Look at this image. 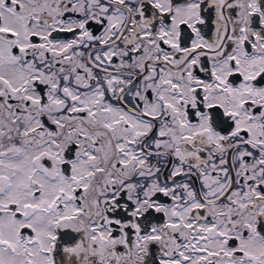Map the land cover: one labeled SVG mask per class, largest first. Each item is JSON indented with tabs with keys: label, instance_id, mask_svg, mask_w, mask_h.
Returning <instances> with one entry per match:
<instances>
[{
	"label": "snow or ice",
	"instance_id": "1",
	"mask_svg": "<svg viewBox=\"0 0 264 264\" xmlns=\"http://www.w3.org/2000/svg\"><path fill=\"white\" fill-rule=\"evenodd\" d=\"M0 264H264V0H0Z\"/></svg>",
	"mask_w": 264,
	"mask_h": 264
}]
</instances>
